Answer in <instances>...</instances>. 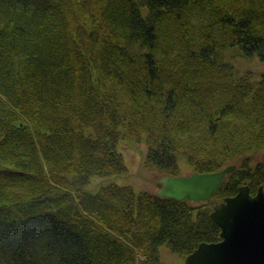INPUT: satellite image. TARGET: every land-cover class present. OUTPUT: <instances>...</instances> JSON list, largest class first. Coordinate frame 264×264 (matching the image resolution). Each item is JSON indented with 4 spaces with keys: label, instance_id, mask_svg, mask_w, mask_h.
<instances>
[{
    "label": "trees",
    "instance_id": "trees-1",
    "mask_svg": "<svg viewBox=\"0 0 264 264\" xmlns=\"http://www.w3.org/2000/svg\"><path fill=\"white\" fill-rule=\"evenodd\" d=\"M264 0H0V264H161L220 239L211 202L120 185L238 159L211 200L264 187ZM240 159V162H239ZM93 177L98 182L91 186Z\"/></svg>",
    "mask_w": 264,
    "mask_h": 264
},
{
    "label": "water",
    "instance_id": "water-1",
    "mask_svg": "<svg viewBox=\"0 0 264 264\" xmlns=\"http://www.w3.org/2000/svg\"><path fill=\"white\" fill-rule=\"evenodd\" d=\"M236 169L229 164L217 171L162 176L157 194L193 202L209 200L225 176ZM211 219L220 228V240L200 242L185 257V264H264V188L251 195L249 186L212 205Z\"/></svg>",
    "mask_w": 264,
    "mask_h": 264
},
{
    "label": "rangeland",
    "instance_id": "rangeland-1",
    "mask_svg": "<svg viewBox=\"0 0 264 264\" xmlns=\"http://www.w3.org/2000/svg\"><path fill=\"white\" fill-rule=\"evenodd\" d=\"M226 57L228 61L233 64L237 70L238 76H248L251 79H259L264 75V63L261 62L256 56L247 58L244 57L239 49L231 48L227 51ZM146 144L144 142L125 143L121 152L123 153L124 162L128 168V173L125 177L116 179V182L120 185H131L134 190H147L156 192V183L161 176L153 168L146 167L143 164L146 154ZM250 159L252 166L257 163L264 165V152L257 150L248 152L246 155ZM240 162V159H239ZM238 164V159H234L227 164ZM180 174H190L193 170L190 168L184 160L179 162ZM96 178L92 180L91 186L95 185ZM159 255L162 264H184V258L176 253L171 252L165 246L159 247Z\"/></svg>",
    "mask_w": 264,
    "mask_h": 264
}]
</instances>
